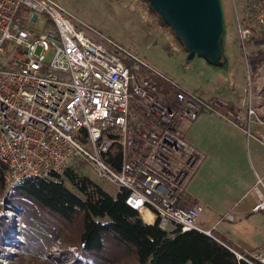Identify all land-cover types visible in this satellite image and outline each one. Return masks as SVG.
Returning <instances> with one entry per match:
<instances>
[{
  "label": "built area",
  "instance_id": "1",
  "mask_svg": "<svg viewBox=\"0 0 264 264\" xmlns=\"http://www.w3.org/2000/svg\"><path fill=\"white\" fill-rule=\"evenodd\" d=\"M229 2L250 84V56L264 53L259 43L264 0ZM259 71L256 98L264 94V67ZM166 88L171 98L163 93ZM245 94L242 118L227 99L185 90L57 0H0V163L9 192L23 180L62 176L82 163L109 181L116 194L125 192L126 205L144 221L150 218L162 230L195 229L218 240L213 232L222 218L203 229L196 225L203 207L183 205L202 156L177 125L209 113L251 136V119L264 122ZM251 190L258 200L250 212H264V182L258 178ZM247 256L264 264V244Z\"/></svg>",
  "mask_w": 264,
  "mask_h": 264
},
{
  "label": "trees",
  "instance_id": "2",
  "mask_svg": "<svg viewBox=\"0 0 264 264\" xmlns=\"http://www.w3.org/2000/svg\"><path fill=\"white\" fill-rule=\"evenodd\" d=\"M144 4L163 24L149 3ZM250 67L254 72L264 67L263 52L251 54ZM163 93L172 96L167 88ZM104 160L114 167L110 160ZM82 165L68 168L62 176L30 178L16 185L7 201L17 206L23 239L19 252L8 253L5 242L12 237L0 219V264H124L120 259L123 254L134 260L132 264H260L218 237L219 241L195 229L162 230L156 222L146 223L126 205L125 192L115 196L106 193L80 174L77 168ZM4 170L0 163V194ZM186 200L184 206L189 205ZM56 240L65 243L62 252L51 251ZM67 244L76 246L84 263L73 258ZM230 248L248 261L238 259Z\"/></svg>",
  "mask_w": 264,
  "mask_h": 264
},
{
  "label": "rangeland",
  "instance_id": "3",
  "mask_svg": "<svg viewBox=\"0 0 264 264\" xmlns=\"http://www.w3.org/2000/svg\"><path fill=\"white\" fill-rule=\"evenodd\" d=\"M57 3L142 61L178 82L185 90L189 92L197 91L205 98L223 96L228 99L241 97L247 92L245 95L252 96L250 105L258 111H264V94L261 98H256L257 78L260 74L259 70L262 68L256 72L253 71L250 84H247V72L244 67L229 0H223L226 28L223 45L227 59L225 68L211 66L197 57L188 61L175 33L158 21L155 14L148 10V6L144 4L143 0H57ZM24 12L25 8L21 7L19 11L21 18ZM41 19L45 18L41 17ZM102 43L110 48L106 42L102 41ZM122 59L127 62L126 57ZM132 105H134L133 102ZM192 122L181 120L178 123L177 128L181 137L202 149L205 152L206 159L212 157L216 160L214 167L218 172L221 173L229 168L230 161L227 158L226 147L208 146L209 143L214 142L212 139L224 135L228 128L220 125L221 128L217 127L218 130L208 133L205 130L198 129L197 134H194L191 131ZM250 132L254 137L249 139V147L245 146L247 142L245 144L243 142L242 145L244 146L245 156L252 157V162H254V155L256 156L257 152L264 156V135L256 134L253 127L250 128ZM228 133L235 136V133L231 130ZM77 170L106 193L111 196L116 195L115 187L109 181L99 178L89 165H82ZM14 192H9L4 186V190L0 194V219L2 218L5 221L12 237L5 242L7 244L5 250L8 253L19 252L18 245L23 239L18 230L22 226V222L20 218L18 219L15 210L17 206L11 205L7 201L8 195ZM209 211L207 209L203 212L196 222L197 226L208 229L212 219ZM144 217L147 218L146 215ZM171 228L170 226L169 229ZM64 245L65 243L62 240H56L51 251L54 253L62 252ZM68 246V251L73 255V258H77L84 263L85 259L78 255L76 246ZM120 259L124 264L134 262L129 255L125 254Z\"/></svg>",
  "mask_w": 264,
  "mask_h": 264
},
{
  "label": "crops",
  "instance_id": "4",
  "mask_svg": "<svg viewBox=\"0 0 264 264\" xmlns=\"http://www.w3.org/2000/svg\"><path fill=\"white\" fill-rule=\"evenodd\" d=\"M243 96L230 99L222 97L231 103L234 114L238 113L242 118H246L243 108L239 109L244 102ZM244 103L248 104V101ZM256 117L264 122V111L256 110ZM192 121L191 131L194 134H197L198 129L209 133L218 130L217 127L228 128L224 135L212 139L214 142L209 143L208 146L226 147L230 165L221 173L218 172L214 167L216 160L212 157L206 159L202 149L187 141L201 154L202 159L185 187L184 201L189 199L186 200L189 205L200 204L203 212L210 210L209 215L212 219L208 229L215 226L217 220L222 218L215 226V237L224 240L236 251L245 255L253 253L264 244V212L257 214L250 212L251 206L258 200V196L251 188L258 178L264 182V156L257 152L252 162V157L245 156L242 144L247 142L245 146L249 147V139L254 137L250 132L251 127L256 134L264 135V125H259L256 119L252 118L249 124L251 136H248L244 128L209 113L199 114ZM230 130L235 136L228 133ZM225 214H232L234 219L232 221L225 219ZM145 222L153 223L150 218Z\"/></svg>",
  "mask_w": 264,
  "mask_h": 264
},
{
  "label": "water",
  "instance_id": "5",
  "mask_svg": "<svg viewBox=\"0 0 264 264\" xmlns=\"http://www.w3.org/2000/svg\"><path fill=\"white\" fill-rule=\"evenodd\" d=\"M159 14L184 51L207 64L225 68V11L223 0H144Z\"/></svg>",
  "mask_w": 264,
  "mask_h": 264
},
{
  "label": "flooded vegetation",
  "instance_id": "6",
  "mask_svg": "<svg viewBox=\"0 0 264 264\" xmlns=\"http://www.w3.org/2000/svg\"><path fill=\"white\" fill-rule=\"evenodd\" d=\"M183 51H184V49H183ZM184 53H185V55L187 56V53L184 51ZM203 60V59H202ZM204 61V60H203Z\"/></svg>",
  "mask_w": 264,
  "mask_h": 264
}]
</instances>
